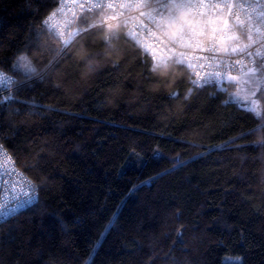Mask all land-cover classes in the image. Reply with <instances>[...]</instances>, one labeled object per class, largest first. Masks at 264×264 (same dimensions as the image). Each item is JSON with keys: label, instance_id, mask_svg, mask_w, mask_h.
Segmentation results:
<instances>
[{"label": "trees", "instance_id": "1", "mask_svg": "<svg viewBox=\"0 0 264 264\" xmlns=\"http://www.w3.org/2000/svg\"><path fill=\"white\" fill-rule=\"evenodd\" d=\"M59 2L0 0V67L21 82L1 141L39 190L0 223V264H264V85L257 115L123 24L67 45L46 23Z\"/></svg>", "mask_w": 264, "mask_h": 264}, {"label": "built area", "instance_id": "2", "mask_svg": "<svg viewBox=\"0 0 264 264\" xmlns=\"http://www.w3.org/2000/svg\"><path fill=\"white\" fill-rule=\"evenodd\" d=\"M190 3L191 7L169 12L157 7L155 0H60L46 23L67 45L91 29L123 24L127 34L156 62L174 61L190 67L192 82L197 81L198 87L201 77L209 72L220 71L221 76L212 85L224 87L232 74L264 61V15H261L264 7L255 6L254 0L247 3L246 0H190ZM242 4L245 7H240ZM85 14L96 16L83 25L80 22ZM245 45H248L246 49ZM233 48L243 51L232 52ZM247 53L259 55L249 57ZM237 60L242 63L236 64ZM4 77L18 83L12 84ZM20 85L14 74L0 67V98ZM0 145L1 223L35 203L39 190L1 139Z\"/></svg>", "mask_w": 264, "mask_h": 264}, {"label": "rangeland", "instance_id": "3", "mask_svg": "<svg viewBox=\"0 0 264 264\" xmlns=\"http://www.w3.org/2000/svg\"><path fill=\"white\" fill-rule=\"evenodd\" d=\"M15 68L23 70L24 72H32L31 69L35 66L26 53L18 55L15 63ZM255 71L249 72V69ZM236 78V79H233ZM229 81H232L236 88L230 92L229 100L237 102L239 105L248 109H255L257 114L261 113V103L258 98V92L261 86L264 85V70L257 69V65L250 66L246 71L238 74H232L229 77ZM237 81L239 83H237ZM10 95L5 96V98ZM230 257H226L224 262H229Z\"/></svg>", "mask_w": 264, "mask_h": 264}, {"label": "snow or ice", "instance_id": "4", "mask_svg": "<svg viewBox=\"0 0 264 264\" xmlns=\"http://www.w3.org/2000/svg\"><path fill=\"white\" fill-rule=\"evenodd\" d=\"M246 3H247V0H246ZM254 4L255 6L257 7H264V0H254ZM155 5L161 9H164V10H168L169 12H173L175 10H178V9H181V8H185V7H191V3H190V0H167V3H164L163 0H155ZM247 6L249 7H252L253 5L252 4H247ZM229 8H231V5H228ZM240 7H245V4H242L240 5ZM143 15V13H141ZM261 15H264V13H261ZM245 49L248 47V45H245L244 46ZM232 52H236V51H243V49H237V48H233L231 49ZM226 54H228L229 50H225ZM247 55L249 57H251L252 55H259V53H256V54H253V53H247ZM221 63H225L224 61H221ZM236 64H240L242 63L241 60H237L235 62ZM15 67V65H14ZM201 68L204 67V65H201L200 66ZM257 69H264V61H262L260 64L257 65ZM31 71H35L34 68L31 69ZM255 71L254 69H249V72H253ZM197 75H199V73H197ZM221 76V72L220 71H213V72H209L206 74L205 77H201V83H200V86L201 87H207V86H211L214 81L216 80V78L220 77ZM6 80H8L10 83L12 84H16L18 83L17 81H13L11 79V77H4ZM30 78V74L28 75H25L24 76V79H29ZM233 79H236V78H233ZM194 84L197 83V81H193ZM237 83H239L237 81ZM13 97L9 96L8 99L11 100ZM226 104L228 103V101L225 102ZM247 110V109H245ZM251 111L255 114V109H251ZM258 115V114H257ZM255 131V130H253ZM248 134H251V133H245V135H248ZM0 139H3L2 136H0ZM0 149H2V145H0Z\"/></svg>", "mask_w": 264, "mask_h": 264}]
</instances>
